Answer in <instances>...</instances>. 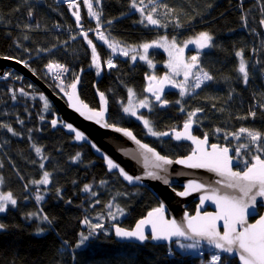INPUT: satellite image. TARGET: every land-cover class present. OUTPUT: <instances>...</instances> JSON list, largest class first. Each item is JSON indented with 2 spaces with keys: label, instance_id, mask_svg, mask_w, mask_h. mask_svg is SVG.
I'll use <instances>...</instances> for the list:
<instances>
[{
  "label": "trees",
  "instance_id": "1",
  "mask_svg": "<svg viewBox=\"0 0 264 264\" xmlns=\"http://www.w3.org/2000/svg\"><path fill=\"white\" fill-rule=\"evenodd\" d=\"M156 1L167 5V11L178 21L177 26L169 24L166 28L170 30L169 37L185 39L195 33L194 26L198 23H210L212 47L201 52L199 65L213 80L181 99L180 104L175 103L180 99L177 91L165 96L164 100L170 103L167 108L152 101L153 106L142 115L149 119L154 130L181 128L188 113L201 109L194 117L198 132L220 128L234 133L243 127L264 134V25L260 23L264 19V0ZM225 2L228 9L217 16L216 9ZM78 4L79 8H69L68 3L55 0H0V56L25 61L57 94L70 89L69 85L79 77L80 95L91 107L99 108V93L105 94L111 124L130 128L138 138L171 158L190 153L193 150L190 142L172 136H150L139 120L124 114L129 89L139 99L153 100L146 93L150 68L147 62L118 57L115 67L108 69L105 63L112 52L93 41L104 66L98 76L93 68L91 46L80 33H75L71 40L68 31L77 27L73 12L78 11L81 26L87 29L89 39L94 37L91 29L96 23L89 18L83 2ZM111 32L129 46L156 41L154 32L145 29ZM237 52L243 53L247 83L238 70L241 57ZM151 59L162 63L166 56L155 49ZM49 64L63 65L67 71L49 70ZM7 71L10 76L0 79V125H10L19 135L0 127V177H3L1 190L11 192L17 204L0 213V224L5 225L0 229V264H210V261L212 264L213 255L220 256L218 264H239L235 257L214 248L210 251L202 247L206 253L202 258L187 248H178V242L168 246L150 241L142 245L117 241L112 223L132 228L160 205L159 200L147 188L131 187L117 172H109L105 162L87 144L76 142L62 123L53 127L51 121L57 109L48 96L30 79L13 69ZM40 95L49 101L46 111ZM256 102L261 103L257 108ZM251 112L256 113L255 117ZM261 144L264 145V140ZM33 145L42 149L43 159ZM77 154L79 159H74ZM258 154L264 156V152ZM45 171L51 174L50 183L34 184ZM85 185H90L92 191L85 192ZM37 194L43 199L37 201ZM109 204L113 207L108 208ZM117 207L124 214L112 220L108 213L119 214ZM188 209L194 212L195 205ZM32 213L47 215L52 223ZM86 217L93 224L102 223L104 228L96 229L84 245L76 248L80 233L88 235L92 231L90 225L83 223ZM41 228L43 232L38 231Z\"/></svg>",
  "mask_w": 264,
  "mask_h": 264
},
{
  "label": "snow or ice",
  "instance_id": "2",
  "mask_svg": "<svg viewBox=\"0 0 264 264\" xmlns=\"http://www.w3.org/2000/svg\"><path fill=\"white\" fill-rule=\"evenodd\" d=\"M84 4L88 8V13L91 17H95L97 22L99 23L100 13L95 11L93 8L92 0H83ZM149 2L153 5L149 13L143 17L140 21L141 23L146 20L150 25H160V20L154 18V13L156 12V0H149ZM99 3V0H97ZM144 0H139V4H137V0H132V7L143 15L145 12V8L141 7L143 5ZM69 8H78L79 4L77 0H68ZM164 8H167V5H163ZM32 13L29 12V16ZM73 15L75 16L77 24L80 23L81 16L78 11H74ZM246 21L247 17H243ZM111 23V21H109ZM261 25H264V19L260 21ZM166 27L167 25H163ZM92 31H99V29H95ZM84 39L87 41L88 45L91 46L92 49V61L95 67L99 71L102 69L100 56L96 51V45L93 44V41L88 38V32L82 33ZM99 39L104 41L108 47L115 53L119 51L122 55L128 56L129 51L124 48L119 47L116 42H108L107 38L103 35V33H99ZM213 36L209 32H200L195 39H190L185 42V47L188 44H194L199 49H205L212 47ZM166 47L169 49V55L172 56L171 49H176L177 55L170 60L168 67L172 70V73L175 75H180L183 73V82L177 83L172 80L170 76L165 75L161 80L157 81L156 77H149L150 81H156L155 85L150 84L147 91L152 92L155 100L160 102V105H167V100L161 99V94L163 92V85L166 82H170L174 87L180 88V95L184 96L186 94H190L194 92L195 89L201 87L205 81L213 80V77L205 72L202 68H199L198 61L199 55H193L190 58V62H185L183 58V48H179L176 39L173 38L171 42L168 41V38L165 36L162 38V42L154 41L152 43H144L140 45V48L143 49V55L140 56L141 60L147 61V63L151 66L152 62L148 59V50L152 47ZM132 52H136V49H131ZM237 55L241 57L239 72L243 75L244 82L248 81V71L247 66L243 60V53L237 52ZM5 59H9V57H5ZM133 61L136 60V55L131 57ZM18 63H23L25 67H27V63L25 61H17ZM107 68L111 69L115 67L112 59H108L106 61ZM49 70H54L57 72L67 71V69L60 64H49ZM193 69H198L195 73ZM190 77L194 80L189 86ZM19 78V77H17ZM59 79V75L57 76ZM79 83V77L69 85L72 89L71 92H65L64 94L68 97L70 101V106L75 109L81 116H83L86 120L94 121L96 124L100 125L106 129H112L116 132L122 133L124 136L129 137L133 140L139 148L142 150V155L144 160L147 162L149 160V154H151L152 158V167L155 169L165 170V165H170L173 161L166 156L160 155V153L156 152L155 149L149 147L147 144L141 143L140 140L136 138L135 135L131 131L125 128L117 127L115 124H109L105 120V113L107 111V99L103 92H100V99L103 107L97 111L95 109L89 108V106L83 101H80L77 94L76 88ZM23 93V89L20 90ZM63 91V88H61ZM130 97L134 96L135 93L132 89H129ZM41 99L44 101V109L45 111L49 108V101L46 97L41 95ZM176 103H180L177 101ZM149 108V102L145 100H140L137 105L132 103V100L129 99L128 106L123 108L125 113H129L132 116H137L136 108ZM181 111H184L181 108ZM201 109H196L193 112L188 113V120L184 123L183 132H175V139H188L191 140L196 146V150L192 152V154L185 159H180L175 161L178 164H184L189 168H206L210 171L216 172L223 179L221 181H217L218 184H221L226 189L233 190L230 192H223L217 188H213L211 190V195H205L201 198V203L204 200H212L217 206L221 209L220 212L212 214L207 213L204 216H201L199 213L195 217H187L186 227L184 225L178 224L176 220H166L164 218V208L161 205L159 208L153 209V211L148 213L146 219L140 220L133 230H126L120 227H115V234L121 238H135L138 241H146L149 239V236L145 233V226H151V239L153 240H170L173 236L184 237L187 240H192L193 243L189 244H181V248H198L200 246V240L196 239L197 237L200 239H206L210 245H214L215 248L222 250L223 252L232 253L235 248H238L240 251V260L243 264H264V216L260 217V219L255 224H247V216L249 213V208L254 207L257 203V197L264 198V159H261L259 155L253 156L252 159L255 163L251 164L247 169L243 172L233 171L232 170V157L228 155L229 149L227 147L220 148L218 145H212V151L208 152L205 149V145L207 144V135H205L203 140L193 136L191 134V127L193 123V117L196 116ZM250 115L255 117L256 113L251 112ZM138 119L143 121L144 127L147 129V132L152 136H167L168 132H157L153 129L152 124L149 120L145 119L143 116H138ZM246 118V117H245ZM43 119V117H41ZM64 123L63 121H60ZM23 123V121H20ZM58 121L53 119L51 124L53 127L57 125ZM0 127L6 128L8 132H11L13 135H19L14 131V129L8 124H2ZM64 127L68 128L75 134V139L77 141H88V135L81 130H78L70 123H64ZM217 132L221 131L220 129L216 130ZM241 134H246L248 139L251 141L253 145L256 146V150L258 152H264V145L261 144V141L264 140V134L259 131L251 130L248 128H240L239 133H232L237 139L240 138ZM249 145H241V147H248ZM35 152L38 155L42 156V149L40 147H36L33 145ZM92 147L97 151L101 152L102 150L95 144L92 143ZM239 150H237L238 154ZM107 167L109 170L117 169L119 174L123 176L125 180L128 182L140 181L142 177L136 176L133 177L129 175L118 163H116L113 159L109 158L106 154L104 156ZM74 159H79V154ZM2 167V165H0ZM41 168L44 167L43 163L40 165ZM50 173L45 171L43 173V177L40 180L33 181L34 184L37 185H47L50 183ZM147 175L156 179H161L159 174L155 171H148ZM3 183V177H0V184ZM103 183V181L101 182ZM164 183H168L165 179ZM205 185L199 184L196 182H189L186 190L184 192L178 193L181 196L188 195L190 191L196 190L199 191L204 189ZM85 192H91V186L85 185ZM92 195H96V193H92ZM43 197L39 194L36 195V200L40 201ZM71 201H69L70 203ZM99 203V201H97ZM17 204L16 199L13 198V194L8 192L6 194L0 193V213L5 212L8 209L9 205L15 206ZM113 205L109 204L108 208H112ZM116 211L123 215V209L119 207L116 208ZM30 215L40 216L43 221H47L49 224L52 221L49 219L47 215H41V213H32ZM108 215L114 220L116 219V215L113 212H109ZM224 221V229L223 234L218 230V221ZM83 223L86 225H90L92 231L85 235L83 232L80 233V239L76 244V248L81 247L85 244V242L95 234L96 229H103L104 225L102 223L93 224L91 220L87 217L83 220ZM244 226L242 230L238 228V226ZM5 225L0 224V229H4ZM39 232H43L44 230L38 229ZM219 255L212 256V264H218L220 261Z\"/></svg>",
  "mask_w": 264,
  "mask_h": 264
},
{
  "label": "water",
  "instance_id": "3",
  "mask_svg": "<svg viewBox=\"0 0 264 264\" xmlns=\"http://www.w3.org/2000/svg\"><path fill=\"white\" fill-rule=\"evenodd\" d=\"M56 2L57 3H68V0H56ZM5 57L7 56H0V79H7V77H5L7 70L13 69L16 72L20 73L22 77H26L30 79L33 83L38 85L43 90V92L48 96L52 104L57 109V113L54 118L58 121L57 125L61 123L60 121H63L64 123L72 124L78 130L84 131L88 135L89 140L88 141H77L75 139V141L78 143L87 144L92 149L94 154L105 162L106 166H107V163L104 158L105 154L109 158L113 159L116 163H118L129 175L133 177H136V176L142 177L140 181H133L130 183L127 180H125L123 176L119 174V171L117 169L109 170L107 167L109 172H117L120 175L121 179L125 183H127L129 186H140V187H145L149 189L151 193L154 194L158 198V200L160 201V204L163 205L164 218L166 220L174 219L176 220L178 224L184 225L186 227L187 217H195L197 213H199L201 216H204L207 213L215 214L221 211V209L217 206V204L214 203L212 200H204L203 203H201V198L205 195H211V190L213 188L219 189L221 193L225 191L231 193L233 190L226 189L221 184L217 183V181H221L223 178L219 176L216 172L210 171L206 168H189L184 164L175 163V161L177 160L185 159L186 157L190 156L192 152L196 150L197 146L191 140L180 139V140L188 141L194 146V150L192 152L184 156H179L177 158H171L170 156L162 154L158 149H156L149 143L138 138L136 134L130 128L116 125L117 127L128 129L129 131L133 133V135L136 136L138 140L141 141V143L147 144L149 147L155 149L156 152L160 153V155L166 156L167 158L173 161L172 164L164 166L165 170L155 169L152 167L153 161L151 158V154H149V160L146 162L142 155V150L129 137H126L122 133L116 132L112 129L103 128L100 125L96 124L94 121L86 120L83 116H81L78 112L75 111V109H73L70 106V101L68 97L64 94L65 92H62L61 94L55 93V91H53V89L49 85H47L46 82L43 81L39 76H37V74L34 71H32L28 66L25 67L23 63L17 62L20 60L11 58V57H9V59H5ZM164 76L165 75H163L161 79ZM79 83H80V79H79ZM79 83L77 84L76 94L79 100L83 101L80 95V92H79ZM151 84L155 85L156 81H153ZM149 86H147L146 88V93L154 98V101L156 104L160 105V102L155 100L153 93L147 91ZM177 90H178V87H174L172 83L170 82L164 83L163 92L161 94V99L164 100L165 93L174 92ZM71 91L72 89L70 88L67 92H71ZM100 102H101V99H100ZM83 103L87 104L84 101ZM87 105L89 106V108L95 109L97 111H99L103 107L102 102L99 108H93L89 104ZM169 105L170 103L168 102L167 105H163V106L160 105V107L164 109V108L169 107ZM109 116H110V110H109V105H108V100H107V111L105 113V120L109 124H111L109 122ZM64 123H62L63 127H64ZM64 129L68 134L73 135L75 137V134L71 130H69L66 127H64ZM183 131H184L183 126L180 129H176V128L170 129L166 131L169 133V135L164 136V137L172 136L173 138H175V132H183ZM191 134L199 138L200 140L204 139V137L198 135L195 132V126L193 123L191 127ZM207 141L208 142L204 147L206 151L211 152L212 145L209 144L208 137H207ZM92 143H95L102 151L97 152L92 147ZM214 145H218V144H214ZM225 147L227 146L225 145L220 148H225ZM227 148L229 149L228 155L232 157V162H231L232 170L239 171V172L245 171L247 168L243 170H238L234 168L238 164V160L233 156L234 154L233 148L231 147H227ZM261 159H264V158H261ZM253 163H255V161H253ZM148 171L157 172L159 176L161 177V179H156V178L148 176L147 175ZM165 179L168 181V183H164ZM193 181L196 183L205 185V188L199 191L192 190L190 191L188 195H185V196H181L178 194L180 192H184L189 182H193ZM174 185L180 186L181 189H177V190L174 189L173 188ZM192 204L196 206L194 212H191L188 209L189 206ZM260 207L263 208L262 213L259 212ZM151 211H153V209L150 210L149 212ZM248 211L250 214L247 216V224L249 225L255 224L260 219V217L264 216V198L257 197L256 205L254 207H250ZM148 213L144 217L139 219L132 228H126L120 224L112 225V229L114 231L116 240L119 242H133L137 244L145 243L147 240L141 242V241L136 240L135 238H121V237L116 236L115 227L118 226L126 230H133L135 229L136 224L140 220L147 218ZM252 218H254L253 221H251ZM217 223H218V230L220 231L221 234H223V232L225 231L224 226H223L224 221L220 220ZM243 227H244L243 225L238 226L240 230H242ZM145 233L146 235L149 236L150 241L154 244L169 245L179 240L185 241V242H193L192 240H187L184 237H177V236H173L170 240H163V239L153 240L151 239V226L150 225L145 226ZM196 239L200 240V244L208 245V246L215 248V246L210 245L206 239H200L198 237ZM217 250L226 255H232L236 257L239 264H243V262L239 258L240 251L238 248H235L232 253L223 252L220 249H217Z\"/></svg>",
  "mask_w": 264,
  "mask_h": 264
},
{
  "label": "rangeland",
  "instance_id": "4",
  "mask_svg": "<svg viewBox=\"0 0 264 264\" xmlns=\"http://www.w3.org/2000/svg\"><path fill=\"white\" fill-rule=\"evenodd\" d=\"M79 1L83 2V0H79ZM79 1H77V3ZM92 3H93L94 10L100 13V17H99V23H98L96 18L95 17H91L89 15V13H88L89 18L92 19L96 23V27L94 29H91V30H95V29H99V28L102 29L104 31L103 35L107 38L108 42H110V43L111 42H116L119 45V47L124 48L125 50L129 51V55L128 56L122 55L119 51H116L114 53L104 41L99 39V33H101V32L100 31H98V32L97 31H93V32H95L94 37L92 35V36H90V39L92 41H97V42H100V43L104 44L105 47L109 51L112 52V56L109 59H112V61H113V63L115 65H116L115 59L118 58V57L131 59V57L133 55H136V60L133 61L131 59V61L132 62H136L137 60H141L140 56L143 55V49L140 48V45L129 46V45L125 44L123 41L118 40L117 38H115L113 36V33L111 31L110 32L109 31L108 32L105 31V29H107V28L114 29V30H116V29H124V30H135V31H141V30L145 29L147 31L154 32V34L156 35V41L157 42H162V38L165 37V36L168 38L169 42H171V40L173 38H175L178 47L184 49L182 55H183V58H184L185 62H190V58L193 55H197V54L199 55V59H200L201 52L209 49V48H205V49L201 50V49L197 48L194 44H188L187 47H185V42H187L190 39H195V37L200 32H205L206 31V32L210 33L208 27H212V26H210L209 22L203 23V24L198 23L197 25H195L194 26L195 33L193 35L185 38V39H178L176 36L175 37H169L167 35V33H169L170 30H168L166 28L168 27L169 24L173 25V26H177L178 25V21H177V19H174L173 15H171L167 11L168 9H166V8L164 9L163 8L162 4H160L159 1H156V5H155L156 6V12L153 15H154V18L160 20V22H161L160 25H150V24H148V22L146 20H144L143 23L140 22L143 19V17L146 16L149 13V11L151 10V8L153 7V5L149 2V0H144L143 5H141V7L145 8V12L143 13V15L141 14V12H139L138 10H136V9H134L132 7V0H99V3H97V0H92ZM83 4H84V2H83ZM137 4H139V0H137ZM84 6H85V9L88 12L87 6L85 4H84ZM79 7H80V5H79ZM227 9H228V2H225V3H223L222 6H220L219 8L216 9L217 16L218 15L220 16V14L223 11H226ZM109 21H111V23H109ZM163 25H167V26L164 27ZM148 43H152V42H148ZM133 48L136 49L135 53L131 51V49H133ZM155 49L156 50H160L161 52H163L165 54L166 60L162 61V63L159 62V61H153L151 59V53ZM96 51H97V49H96ZM169 51L170 50L167 49L166 47H155L154 46L152 48H149L147 55H148V59L151 60V62H152L151 66L147 63L149 68H150L149 77H153L154 76V77L157 78V80H160L163 75H168V76L171 77L172 80L176 81L177 83H181V82H183V79H184L183 78V73L181 72V74L177 76V75L173 74L172 70L168 67V64H169L170 60H172L173 57H175L178 53H177L176 49H171L172 56H170L169 55ZM97 53H98V51H97ZM99 56H100V54H99ZM100 60H101V56H100ZM141 61L147 62L145 60H141ZM101 65H102V69L99 71V74H97L98 76H100L103 73V67L104 66H103L102 60H101ZM198 65H199V61H198ZM105 66H106V63H105ZM93 68L95 69L96 73H98V70H97V68L95 67L94 64H93ZM106 68H107V66H106ZM199 68H200V65H199ZM197 70L198 69H193V72L195 73ZM7 75L10 76V72L9 71H7L5 77ZM152 82L153 81H150V79L148 80L149 84H151ZM207 82L208 81H205L204 84H206ZM192 83H194V80L190 77L189 86ZM204 84H202L201 86H203ZM178 89H179V92H178L179 94L178 95L180 97V99L178 101L181 102V99H183V98H185V97H187L189 95L194 94L195 92L198 91L199 88L195 89L194 92H191L190 94H186L184 96L180 95V88H178ZM68 90L69 89H65L64 92H67ZM148 96H150V95H148ZM40 97H41V95H40ZM150 97H152V96H150ZM129 99L132 100V103L134 105H137L140 100H145L146 99L149 102V108H139V107L136 108L137 116H132L131 114L125 113L123 111L126 116L134 117V118H136L137 120H139L143 124V121L138 119L137 117L138 116H143L142 112L145 109H150L153 106V102L152 101H154V98H153V100H151V98H149V97H144L142 99H139L137 97L136 93H135L134 96H132V97L129 96L127 101L124 102L123 108L128 106ZM42 101H43V99H42ZM50 102H51V100H50ZM154 103H155V101H154ZM178 104H180V103H178ZM143 117L145 119L149 120L145 116H143ZM193 124H194V126L196 128L197 124L195 122L194 117H193ZM217 129H220V128H215V133L217 134V136H220V133H226L227 136L226 137L220 136V139H222V140L225 139V140L230 141L231 143L235 144L237 146V150H239L238 154L239 155L241 154L242 157H245V155H250L251 151H253V153H251L252 155H250L251 158L253 156H255L254 154L258 153V151L256 150V146L251 143V141L248 139L246 134H241L240 138L237 139L235 136L232 135V133L226 132L225 129L224 130L220 129L221 131H219V132L216 131ZM197 130L195 129L196 133L198 132ZM200 133H201V131L199 130V134ZM234 133H239V132H234ZM150 136H152V135H150ZM245 144L249 145L248 147H246L247 148V154H245V152H244V149H246V148L245 147H241V145H245ZM1 189H2V186L0 184V193H4ZM4 194H6V193H4ZM10 206H12V205H9L8 208ZM118 216H121V215L120 214H116V218ZM181 244L182 243L178 242L176 244V246L178 248H181L180 247ZM198 248H193V249H188V250H196ZM183 249H185V248H183Z\"/></svg>",
  "mask_w": 264,
  "mask_h": 264
},
{
  "label": "bare ground",
  "instance_id": "5",
  "mask_svg": "<svg viewBox=\"0 0 264 264\" xmlns=\"http://www.w3.org/2000/svg\"><path fill=\"white\" fill-rule=\"evenodd\" d=\"M56 1V0H55ZM77 1H79V0H77ZM263 29H264V26H263ZM112 29H109V28H107V29H105V31L106 32H110ZM114 30V29H113ZM116 30H120V29H116ZM124 30V29H123ZM69 32H71V36H70V38H71V40H73V37H74V34L75 33H80L81 35H82V33L83 32H87V29L86 28H84V27H82L81 26V23H79L78 25H77V27L75 28V29H70V30H68ZM99 31L101 32V33H104V31L102 30V29H100L99 28ZM128 31H135V30H128ZM83 38V37H82ZM89 38V37H88ZM84 39V38H83ZM84 41H85V39H84ZM86 42V41H85ZM87 43V42H86ZM88 44V43H87ZM263 45V44H262ZM262 73V72H261ZM262 77H263V75H262ZM263 81H264V77H263ZM261 105V103L260 102H256L255 103V107L257 108L258 106H260ZM209 138V137H208ZM224 143H227L228 145L229 144H231V145H234L233 147H236V149H237V146L235 145V144H233V143H231L230 141H227L226 140V142H224ZM209 144H210V138H209ZM211 145V144H210ZM219 145V144H218ZM193 146V145H192ZM220 146V145H219ZM223 146H225V145H223ZM220 147H222V146H220ZM227 147H231V148H233L232 146H227ZM193 149H194V146H193ZM233 151L235 152V150H234V148H233ZM244 152H245V154H247V148L246 149H244ZM255 156L256 155H259L258 153H256V154H254ZM233 156H234V154H233ZM261 158H264V156L263 155H259ZM235 157V156H234ZM240 159H241V162H244V163H242L241 164V166L242 167H245V163H249V162H251V157H250V155H245V157H242L241 156V154H240ZM236 158V157H235ZM237 159V158H236ZM238 160V159H237ZM254 161V160H253ZM253 161L251 162V163H253ZM250 163V164H251ZM249 164V165H250ZM248 165V166H249ZM247 166V167H248ZM246 167V168H247ZM127 184V183H126ZM128 185V184H127ZM131 187H136V186H131ZM178 187H180V186H177V185H174L173 186V188L174 189H181V187L180 188H178ZM149 190V189H148ZM150 191V190H149ZM151 192V191H150ZM154 195V194H153ZM155 196V195H154ZM156 197V196H155ZM157 198V197H156ZM158 199V198H157ZM160 202V201H159ZM159 206H161V204L159 205ZM158 206V207H159ZM196 207V206H195ZM144 217V216H143ZM141 219V218H140ZM114 224H120V223H117V222H115V223H112L111 224V229H112V225H114ZM121 225V224H120ZM135 225V224H134ZM123 226V225H122ZM125 227V226H124ZM127 228V227H126ZM112 231H113V229H112ZM113 234H114V231H113ZM115 236V235H114ZM116 239V238H115ZM147 241H150V238L147 240ZM146 241V242H147ZM145 242V243H146ZM151 242V241H150ZM177 242H179V243H182V244H189V243H193V242H185V241H181V240H179V241H175V242H173V243H171V244H169L168 246H170V245H172V244H174V243H177ZM122 243H124V242H122ZM126 243H133V242H126ZM135 244H137V243H135ZM144 244V243H143ZM139 245H142V244H139ZM165 245H167V244H165ZM202 247H206L208 250H210L211 251V248L213 249L214 247H211V246H208V245H203V244H200V246H199V248L198 249H196V250H190V251H193V252H196L200 257H202V258H204L205 257V255H206V253H205V251L202 249ZM188 249V248H187ZM215 250H217L216 248H214ZM218 251V250H217ZM219 253H221V254H224V253H222V252H220V251H218ZM224 255H226V254H224ZM227 256H230V257H234V256H232V255H227ZM236 258V257H235ZM237 259V258H236ZM210 264H211V261H210Z\"/></svg>",
  "mask_w": 264,
  "mask_h": 264
},
{
  "label": "flooded vegetation",
  "instance_id": "6",
  "mask_svg": "<svg viewBox=\"0 0 264 264\" xmlns=\"http://www.w3.org/2000/svg\"><path fill=\"white\" fill-rule=\"evenodd\" d=\"M177 92H179V89L177 90ZM167 95V93H165L164 94V98H165V96ZM182 128V127H181ZM178 129H180V128H178ZM215 129H208L207 131H204L203 133H200L199 134V132H197L198 133V135H200V136H202V137H205V135H207V137H209L210 138V144L211 145H214V144H219L220 146H223V145H226V146H234V145H231V144H227V143H223V142H221V140L222 139H219V138H217V134L215 133V131H214ZM198 131V130H197ZM220 136H222V137H226L227 135H226V133H220ZM225 140V139H224ZM234 148V150H235V152H234V156L238 159V164L234 167L235 169H238V170H243V169H245L252 161H253V159L251 158V162H249V163H245V167H242L241 166V164L242 163H244V162H241V157H240V155L239 154H237V149H236V147H233ZM194 150V149H193ZM192 150V151H193ZM191 151V152H192ZM251 153H253V151H251L250 152V155H252ZM189 154V153H188ZM262 211H263V208H259V212L260 213H262ZM254 220V218H252L251 219V221H253Z\"/></svg>",
  "mask_w": 264,
  "mask_h": 264
},
{
  "label": "built area",
  "instance_id": "7",
  "mask_svg": "<svg viewBox=\"0 0 264 264\" xmlns=\"http://www.w3.org/2000/svg\"><path fill=\"white\" fill-rule=\"evenodd\" d=\"M58 73V72H57ZM263 77H264V73H263Z\"/></svg>",
  "mask_w": 264,
  "mask_h": 264
},
{
  "label": "clouds",
  "instance_id": "8",
  "mask_svg": "<svg viewBox=\"0 0 264 264\" xmlns=\"http://www.w3.org/2000/svg\"><path fill=\"white\" fill-rule=\"evenodd\" d=\"M198 134V133H197Z\"/></svg>",
  "mask_w": 264,
  "mask_h": 264
}]
</instances>
